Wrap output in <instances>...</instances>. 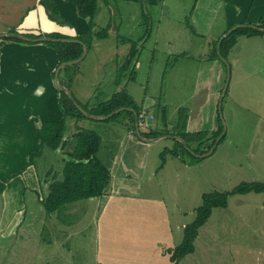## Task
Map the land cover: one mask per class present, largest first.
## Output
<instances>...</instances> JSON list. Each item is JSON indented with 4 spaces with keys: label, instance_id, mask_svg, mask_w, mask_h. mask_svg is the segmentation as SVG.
Wrapping results in <instances>:
<instances>
[{
    "label": "rangeland",
    "instance_id": "rangeland-1",
    "mask_svg": "<svg viewBox=\"0 0 264 264\" xmlns=\"http://www.w3.org/2000/svg\"><path fill=\"white\" fill-rule=\"evenodd\" d=\"M14 1L19 3L22 0ZM196 3L197 0H166L165 5L155 6L147 3V0L138 5L121 0H99L97 32L99 35L104 34L107 29L108 35L92 39L88 56L80 63L68 66V71H61L60 84L66 86L72 80L71 93L91 115L100 116L96 115L103 112L100 104L109 101L116 93L124 92L131 96L142 115H147L149 128L162 132L165 136L183 132L195 103L199 68L204 64V70L205 64L212 62L207 58L213 53L211 50L215 44L218 42V50L220 42L234 28L257 27L260 22L258 20L253 22L256 24H251L246 21L250 9L243 11L240 17L235 7L237 2L231 0L227 4L225 0H200L198 6ZM227 6L229 10H226ZM4 11L0 13V29L4 27L6 20L13 23L25 16ZM61 19L74 28L75 18L61 15ZM4 34L7 32L0 33V36ZM39 34L32 31L25 36ZM243 38L237 49L229 54V69L225 60L216 61L224 70L228 69L230 81L221 111L218 108L219 115H222L221 121L224 120L226 135L212 154L199 162L191 163L192 167L173 160V163L162 169L161 154L173 149L175 144L173 139H163L151 143L152 147L148 149L150 155H146L147 159L150 158L148 172L155 173L152 178L155 185L150 192L154 198L166 203L172 225L182 237V225L186 227L196 219L205 194L231 191L242 183L264 182V40ZM96 42L100 45L93 47ZM12 44V49L19 48L21 57L32 65V73H29L27 79L28 74L20 71L18 83L14 81L15 77L13 80L8 78L9 81L6 82L5 73L0 74V92H3L0 96V145L10 146L4 151L0 149V162L21 175L22 168L13 165L22 159L11 149L17 131L21 130L24 135L29 128L37 127L39 134L44 124L61 121L64 115L60 118L55 112L47 111L43 115L45 117H41L43 106L52 111L55 109L52 102L43 104L39 98L43 90H36L39 84H43L47 89L52 87L54 90L53 94L47 93V96H56L55 78L51 81L48 74V71L56 73L58 69L56 66L53 69L57 61L55 48L45 43L13 41ZM40 45L41 48H47L43 54H49L53 59L46 58L45 62L41 60L42 53L38 54L39 49L34 48V51L37 49L34 52L32 48ZM135 48L138 50L136 60L125 73H121L120 68L124 66L128 53ZM245 49L249 50L243 54L250 53L251 49L261 50L259 55L253 53L259 60L243 61L242 58L246 55L242 56L241 52ZM5 51L0 48V69L7 65L6 56H3ZM12 58L13 53L10 54V60ZM217 72L216 69L212 72V81ZM118 77L121 78L119 85ZM226 86L227 83L224 84V91ZM57 109L61 110L59 101ZM151 115L153 119H150ZM112 118L91 119L82 124L102 139L98 156L108 168L114 164L129 126V116L125 111ZM66 123L65 140L72 142L77 133L76 119L68 118ZM139 129L141 133L150 131ZM28 135L30 140L26 139L25 143L13 147L22 149L25 144L29 146L27 150L32 158L30 164L40 176L42 191L48 192L53 177L61 178L64 160H69L65 153L74 145L71 144L65 151H54L46 146L42 148L39 136L37 143L34 142L37 136L33 130L24 137L28 138ZM163 176L169 179L163 180ZM15 180L9 178L4 182L11 189L16 181L22 182ZM143 183L144 186H149L147 181ZM34 185L35 181L29 180L25 183V188L32 191ZM28 199L27 194V201ZM98 204H102V201H81L63 206L53 217L46 213L48 218L45 220L50 219L42 225V230L39 228L41 223H37L35 232L32 233V238L41 242L34 264H97L100 242L96 241L97 219L94 206ZM74 207L81 211L72 213ZM11 217L15 218L10 213L1 221V229L4 228L5 232ZM72 219L82 221L78 227H74ZM24 222L25 220L21 224L25 225ZM75 229L77 237L71 241L69 235ZM0 239L7 241V235H1ZM195 246V253L183 259L180 264H264V193L229 197L227 208L215 209L210 220L200 229ZM33 251L35 248L29 250L28 256Z\"/></svg>",
    "mask_w": 264,
    "mask_h": 264
},
{
    "label": "crops",
    "instance_id": "crops-1",
    "mask_svg": "<svg viewBox=\"0 0 264 264\" xmlns=\"http://www.w3.org/2000/svg\"><path fill=\"white\" fill-rule=\"evenodd\" d=\"M42 1L44 0H34L33 2L22 0L21 2L16 3L14 0H7V2H5V0H0V13H3L2 11L5 10V13H15L17 16L25 14V16H22V19L14 21L13 23L6 20L3 23L4 27L2 26V29H0V33H13V30L17 29L18 31H15V33L23 36H25L27 32L34 31L35 34H60L74 39L82 34L88 33L89 19H84L78 16L77 6L72 0L52 1L58 9L60 17L61 15H66L75 18L74 28H71L65 23L58 24L57 22L52 21L46 7L42 5ZM121 1L135 5L143 2V0ZM227 1L228 0H225L226 4ZM231 1L234 3L237 2L235 7L238 9V15L240 17L242 16L241 14L243 11L250 9L249 15L246 19L247 22L256 24L253 22L264 19V0ZM238 1H242V3H238ZM165 2L166 0H147V3L155 6L165 5ZM199 2L200 0H197V6ZM225 3L224 7H226ZM7 8H13V10ZM15 8L18 10H15ZM226 10H229V6H227ZM251 16L254 21L251 20ZM25 37L29 39H38L27 36ZM5 39L6 38H0V48L1 51H8L7 54L6 51L3 54L4 57L6 56L7 65L0 69V74L1 72L5 73L6 82L13 80L15 77L16 80L14 81L18 83L20 71H23L28 74V79L29 73H32V65L28 64L27 60H24V58L21 57V51L19 48H16V50L12 49L13 41ZM247 39H259L263 41L264 36L260 35ZM243 40V37L238 38L237 44L233 50H236L238 44ZM24 43L36 44L35 42L27 41H24ZM98 45H100V43L96 42L93 47ZM32 48L33 51L34 48L39 49L36 50L38 51V54L42 53V61L45 62L46 58H52L49 54H43L44 52L46 53L45 49L47 48H41V45L33 46ZM247 50L249 49L242 50V56L245 54H243V52H247ZM251 50L250 53H246V56L242 58L243 61L253 62L259 60V58L255 57L253 53L259 55L261 50ZM11 53H13L12 60H10ZM55 53L57 61L54 57L56 63L55 65L52 64V66L54 65L53 69L55 66V68H57L58 65L57 52L55 51ZM89 53L90 50H88V54ZM203 65L204 64L199 68L198 89L194 96L195 103L192 105V113L189 116L186 125L187 132L189 133L211 132L217 130L218 127V108L221 95L224 91L227 74H225V70L216 61L205 64V71L202 69ZM214 69H216V71L218 70V72L215 75L216 78L212 81V72ZM52 72L53 71H48V74L52 79L51 81L55 78L54 73ZM8 78L10 79L8 80ZM15 89L16 88H13V90ZM36 90H39V92L43 90V93H41V95L39 94L40 96H37L41 98L40 100L43 104H47L48 101L50 103L52 102L51 104H53L55 109V111H52L50 108H44L43 106L41 108V117H45L43 116L44 113L47 114V111H49V113L55 112L54 114L60 115L61 118L63 112L62 110L57 109V103L58 101L60 102L61 98L59 89L56 88V96H47V93L53 94L54 90L52 87L47 89L43 84H39ZM6 93L11 94L12 92ZM1 94H3V92H0V96ZM49 98L51 99L49 100ZM208 103H210V106H208ZM208 109L211 110L208 111ZM151 118L153 119V115L150 116V119ZM36 129L38 130L37 127L29 128L25 131L26 134L24 135L21 133V130H18L13 140V145L11 146V149H13L14 152H17L18 157L22 159L20 161L18 160V162L13 165V167L22 168L21 175L16 173V170L12 169V167H8L0 162V180L2 182L9 178L22 180L21 183L15 180V186L11 189L6 185L4 193L0 196V215H2L0 224L4 221L5 215L10 213L16 218L11 217V219H9V225H7L6 232L4 228L1 229L0 226V236L2 235L3 237V235H7V241L3 242L0 239V264H34L38 257V246H40L41 242L36 238H32V233L35 232L37 223L38 225L41 223L39 228L42 230V225L50 219L49 217L48 220H45L48 217L44 206L40 202V196H43L44 193L48 192L42 191L43 187L40 182V176L38 177L34 166L30 164V153L27 150L29 146L25 144L22 149L13 147L25 143L26 139L30 140L29 135L28 138H25L24 136L27 135V132L30 133L32 130L34 131V135L37 136L34 141L37 143L38 136L39 140L41 139V131L38 134ZM150 129L151 128L147 130ZM136 136V133L134 134L127 130V133L122 140L118 155L116 156L114 164H112V167L110 168L112 172V182L109 194L103 198L85 200L96 203L102 201V204L94 206L97 219L96 241L100 242L97 251V264H99V262H101V264H174L171 261L169 252L179 246L184 238L176 233L166 203L163 202V200L161 201L154 198L153 194L150 192V189L155 185L152 182L155 173L152 171L149 174L148 172V164L150 162V158L147 159V156L150 155V150L148 149L152 147L151 143L173 138L170 136H164L158 138L155 142H145ZM7 147L10 146L0 145V149L2 148L3 151ZM1 155L2 153H0V156ZM173 160L184 163L179 158L169 156L165 164H162V169L173 163ZM153 161H155V159ZM184 164L186 167H192L190 164ZM164 179L169 178L163 176V180ZM29 180H31V182L32 180L35 181L32 191L25 188V183H28ZM143 181H147L149 186H144ZM10 192L12 193L10 194ZM27 194L29 195L28 201ZM71 211L72 213H77V211L81 210L74 207ZM54 215L49 216L53 217ZM10 216L11 215H9V217ZM39 216H42V218H39ZM23 220H25V225L21 224L23 223ZM69 220L70 219H65V221ZM73 220L74 224L72 225L74 227H78L79 223L82 221L80 219H72V222ZM182 226V229H184L185 225ZM69 236L71 241L75 240L77 237L76 229L73 230V233H70ZM31 248H35V251L28 256V252ZM18 251H20V253ZM49 264H52V262Z\"/></svg>",
    "mask_w": 264,
    "mask_h": 264
},
{
    "label": "trees",
    "instance_id": "trees-1",
    "mask_svg": "<svg viewBox=\"0 0 264 264\" xmlns=\"http://www.w3.org/2000/svg\"><path fill=\"white\" fill-rule=\"evenodd\" d=\"M72 1L77 6L79 16L84 19H89L88 33L78 36L75 40L82 41L88 47V50H90V46L92 47V39H101L108 35L107 29H105L106 33L104 34L99 35L97 32L96 19L99 0ZM42 5L46 7L52 21L57 22L58 24L64 23L62 22L59 11L52 0H44L42 1ZM257 28L262 29V31L252 27L239 28L233 31L226 39L222 40L220 44V52L217 50L218 42L215 44L214 49L211 50L213 53L209 55L207 60H228L229 54L236 46L238 38H252L264 35V19L260 20ZM13 33H15V31ZM42 37L67 39L60 34H40L33 36V38ZM5 40L24 42L23 40L16 38H6ZM45 44L55 48L58 56L57 68L63 63L78 60L84 53V48L81 44L55 42H47ZM137 53L138 50L136 48L128 53L124 66L120 68L121 73H125V71L131 67L138 56ZM62 70L68 71L69 68L66 67ZM225 70L227 74L228 69L226 68ZM71 81L72 80H70V83L65 86L69 90L71 89ZM120 82L121 78L118 77L117 84L119 85ZM60 95V107L64 118L61 121L48 122L42 126L41 145L42 148L46 146L54 151L59 149L65 151L67 148H70L71 144L74 146L69 152L65 153L69 160H64L65 164L61 173V178L56 176L53 177L48 193H44L43 196H40V202L44 206L48 215L56 214L65 205H71L93 198L105 197L110 192L112 182V172L110 167L108 168L98 156L102 139L97 133L88 130L87 127L84 128L82 125L86 120L90 121L91 119L87 118L77 108L67 94L60 91ZM77 103L90 114L86 107L82 106L78 101ZM100 106L102 107L103 112L96 114L100 116H109L115 111L125 108L126 110L124 111L129 116L128 130L134 134L136 133V123L138 124L142 112L135 106L129 94L124 92L116 93L109 101L101 103ZM68 118L76 119L77 133L74 135V140L72 142L65 140V134L67 131L66 122ZM165 124L167 125V122ZM186 125L187 120L183 132L181 131L178 134H172V136H170L174 139L175 144L173 149L165 150L161 154L163 165L169 156L179 158L186 164L199 162L202 158L197 157L196 155H205L206 153H209L216 144L217 138L222 136L224 131L220 115H218V127L215 131L189 133L187 132ZM142 135L146 139H158L165 136L162 132L153 129H150L147 133L142 132ZM225 135L226 134L221 137L218 144L225 138ZM176 138L185 141L186 147ZM188 158L190 160H187ZM30 159L32 158L30 157ZM5 189L6 184L0 180V196L4 193ZM250 193H264V182L242 183L231 191L205 194L203 196V204L197 210L196 219L184 228V238L182 243L170 252L171 261L174 264H180L183 259L195 253V243L199 237V231L210 220L215 209L227 208L228 200L231 196L247 195Z\"/></svg>",
    "mask_w": 264,
    "mask_h": 264
},
{
    "label": "water",
    "instance_id": "water-1",
    "mask_svg": "<svg viewBox=\"0 0 264 264\" xmlns=\"http://www.w3.org/2000/svg\"><path fill=\"white\" fill-rule=\"evenodd\" d=\"M252 27V26H250ZM239 28H244V26H238L236 28H234L232 31L229 32V34H227L224 38L226 39L233 31L239 29ZM252 28H255V29H258L259 31H262V29L260 28H257V27H252ZM0 38H16V39H20V40H23V41H27V42H35V43H39V42H42V43H47V42H55V43H76V44H81L84 48V53L83 55L81 56V58H79L78 60L76 61H72V62H67V63H63L59 66V68L57 69L56 73H55V84L57 86V88L61 91V92H64L65 94L68 95V97L70 98V100L77 106V108L87 117V118H90V119H94V120H107V119H110L112 118L113 116L121 113L122 111L126 110L125 108H122V109H119L117 111H115L114 113L110 114L109 116H94V115H91L89 114L88 112H86L76 101V99L74 98L73 94L71 93V91L60 84L59 82V75H60V72L62 69L68 67V66H71V65H76L78 63H80L82 60H84L88 54V47L82 42V41H79V40H75V39H51V38H47V37H42V38H38V39H29V38H26L24 37L23 35H19V34H4V35H1ZM222 42V41H221ZM220 42V43H221ZM218 52H220V46H219V49H218ZM223 61L225 59H222ZM225 63L226 65L228 66V61L225 60ZM228 69H229V66H228ZM227 80H226V83H227V86H226V90L223 91L222 95H221V98H220V103H219V110L221 111V107H222V104H223V100H224V94L226 93L227 89H228V84H229V81H230V75L228 74L227 75ZM130 111H133V110H130ZM137 118V116H136ZM220 118L222 120V115L220 114ZM222 123L224 124V120L222 121ZM226 133V131L224 130L223 131V134L222 136ZM136 134L138 136L139 139L145 141V142H155L157 139H146L143 137L140 129H139V125L136 123ZM220 136L218 139H217V143L216 145L211 149V151L203 156H197V157H200V158H206L208 156H210L212 154V152L214 151V149L216 148L218 142L221 140V137ZM179 142H181L185 147H186V143L185 141H183L182 139H178L176 138Z\"/></svg>",
    "mask_w": 264,
    "mask_h": 264
},
{
    "label": "built area",
    "instance_id": "built-area-1",
    "mask_svg": "<svg viewBox=\"0 0 264 264\" xmlns=\"http://www.w3.org/2000/svg\"><path fill=\"white\" fill-rule=\"evenodd\" d=\"M146 116L147 115H141L140 119L138 120V125H139V128H143V129H147L149 128L148 125H147V120H146ZM152 119V118H151Z\"/></svg>",
    "mask_w": 264,
    "mask_h": 264
}]
</instances>
